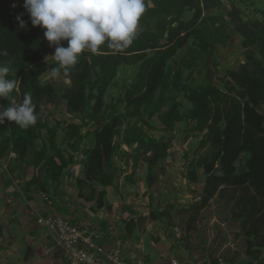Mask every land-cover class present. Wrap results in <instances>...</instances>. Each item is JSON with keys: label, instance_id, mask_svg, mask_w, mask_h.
Segmentation results:
<instances>
[{"label": "trees", "instance_id": "trees-1", "mask_svg": "<svg viewBox=\"0 0 264 264\" xmlns=\"http://www.w3.org/2000/svg\"><path fill=\"white\" fill-rule=\"evenodd\" d=\"M224 1L145 0L147 12L141 18L139 35L132 45L123 50L104 45L96 54L83 53L70 71L62 72L70 80V84L63 85L58 77L43 80L46 73L58 67L56 61L45 57L54 54L55 46L45 39L44 29L32 26L23 7L24 0L17 7L10 5V0H0V52L8 53L0 55V63L10 68L8 79L16 80L18 85L10 99L20 103L24 94L30 93L38 116L36 125L27 129L10 121L0 125V157L16 152L17 158L27 162L33 150L34 166L49 174L57 192L64 170L77 163L76 153L86 140L88 159L85 176L77 178L78 196L99 209H111L106 204V187L114 184L120 172L114 165L119 146L135 145L131 153L128 151L133 171L130 173L128 168L127 177L134 180L139 162L145 161L147 185L153 187L159 179L154 167L169 155L170 139L174 136L158 139L150 132L159 129L174 133L176 124L186 120L190 136L204 134L194 156L187 161V180L196 184L200 170L205 174L200 198L180 209L192 213L187 230L212 199L223 198L231 190L227 204L233 202L232 218L240 221L250 257L238 264H264V19L248 20L254 33L243 40L245 62L237 69H228L220 78L221 86L213 80L209 63L216 44H226L231 35L220 24L224 17L207 11L222 6ZM232 3L237 6L236 0ZM187 12L192 15L186 18ZM21 14L27 22L23 29L16 20ZM229 14L233 16V9ZM62 43L68 46L67 41ZM182 49L184 57L178 60ZM214 64L217 66L218 62L214 60ZM122 65H139L136 79L124 84L123 94L108 104L106 93L110 85L119 84L116 77ZM186 69L189 73L184 81ZM198 69L204 70V80L192 85L193 73ZM218 72L216 69L215 73ZM181 93L192 104L187 111L182 109L183 100L178 99ZM60 99L81 117L79 123L72 121L63 127V121L57 120L50 124L51 113L44 104H55ZM0 104L7 106L9 101L0 99ZM122 104L123 112L119 107ZM154 117L163 124L161 127L152 123ZM94 126L96 129L91 130ZM44 130L48 133L46 141L40 148H34ZM61 130L65 131L71 148L67 155L58 145ZM26 185L50 192L36 174ZM158 210H151L155 220L170 214L168 210ZM137 222L134 218L127 221L129 231ZM224 262L237 264V258H225Z\"/></svg>", "mask_w": 264, "mask_h": 264}, {"label": "rangeland", "instance_id": "rangeland-1", "mask_svg": "<svg viewBox=\"0 0 264 264\" xmlns=\"http://www.w3.org/2000/svg\"><path fill=\"white\" fill-rule=\"evenodd\" d=\"M236 3L237 7L243 10L242 16L245 20L256 18L264 19V14L262 13L264 9V0H248L245 2L236 0ZM10 5L17 7L20 5V0H10ZM233 6L232 0H225L222 6L207 11V14H221L224 18L221 20L220 24H223L226 33L231 35V37L226 38V44L222 42H218L216 44L214 55L211 57L209 63L211 70L213 71V80L221 86H223V83L220 78L222 79L226 75L227 70L231 68L237 69L245 62L246 48L243 45L244 38L238 31L235 30L236 23L233 20V16L229 14V11L233 8ZM191 15L192 12H187L185 17L187 18ZM222 38H224V36H222ZM192 41H194L193 38L191 42ZM51 55L53 54L48 53L45 56L46 59L51 62L55 61ZM214 60L218 62L217 66L214 64ZM138 68L139 65H122L120 67L118 76L116 77L119 84L110 85L105 96V100L108 104L115 101L123 94L124 84H131L136 79ZM216 69L219 70L218 73H215ZM188 73L189 69H186L183 78L184 81H187ZM204 77L205 73L203 69L196 70L193 73L194 80L191 82L192 85L200 83L204 80ZM53 79L54 78H52L49 73H46L45 76H43L44 81H51ZM58 79L59 82H63V85L70 84V80L62 75L60 78L58 76ZM178 99L183 100L184 102L182 108L183 111H187L188 108L191 107V102L185 100L182 93L178 95ZM44 106L47 112L51 113L49 118L51 124H55L57 120H60L63 121L64 127L68 122L74 121L79 123L81 121L80 116L67 108L64 100L60 99L55 104L45 103ZM119 107L122 112L125 111L123 104ZM151 121L158 127L163 125L157 120V117L151 118ZM189 126V122L184 120L176 124L174 133H167L159 129L151 130L150 133L158 139H170L174 136V139H170L169 155L154 167L155 172L159 174V179L153 187H149L146 181L148 175V165L145 161H141L140 164H142V166L139 171L137 170L138 176L136 182L132 184L130 192L127 191V196L131 197H138L142 194L146 204L150 200L149 205L156 211H159L158 209L161 208V210H168L170 214L165 215L162 219L155 220L150 215V212L146 219L139 220L141 228L137 225L132 227V231H129L127 227V220L113 217L112 214H110L111 212L107 211L108 209H99L94 203H91V208L85 206L83 210L77 209L75 212L67 205L61 206L59 204L57 213L68 217L72 222H80L82 219H89L92 224L87 223V225L93 227L94 230L102 235L108 234V237L114 235L116 240L124 239V246L126 247L127 252L131 253L132 247L139 243L141 246H139V244L137 245L138 253H140L141 256L149 262H153L162 256H180L184 258H191V260H200V262L205 259L212 262V256L220 259L221 263H224L225 258L236 257L237 264L241 259H250L247 255V240L241 232L240 221L232 218L233 202L231 204H227L232 192L231 190H229L223 198L215 197L212 199L208 206L203 208L198 214L196 222L193 224L192 228L187 230V224L192 213L191 211L183 212L180 209L191 205L193 201L200 198L205 180L203 170H200L199 182L196 184L189 182L186 177L187 161L194 156V149L198 146L200 139L204 135L203 133H198L194 136H190L191 132H188L190 131ZM145 128L148 129L146 126ZM85 130L86 129H84V131ZM187 133H189L188 138H186ZM44 137H48L46 130L43 131L42 138L36 142L34 148H40L42 146L43 142L46 141ZM80 144H82V142ZM58 145L65 151H69V149H71L64 130L59 132ZM87 146L88 145L86 143L85 145L83 144V153L87 152ZM134 148L135 145H133L132 148L120 145L117 155L120 152L130 151L131 153ZM31 153L32 150H30V155ZM185 153L188 154V157L185 156ZM117 155L114 161L115 165H117V162L120 163L117 161ZM27 161L29 162L28 159ZM28 162L22 161L20 158H13L9 164L10 168L13 170L15 166L17 167V164L26 163L27 165H25L24 169L26 170L25 175H27V173L30 172V167H35L33 163H31L30 167H28ZM73 169L75 171L76 168ZM123 170L126 171V169ZM38 171L43 182L49 180V174H47L46 171ZM36 172L37 171H35V174ZM25 175H21V178L26 179ZM146 187L149 189L146 190ZM40 195L42 196V194ZM149 197H151V199ZM34 199L38 203L39 198L35 197ZM130 201L131 200H129V203ZM132 201H135L136 203V200ZM94 212L95 214H93ZM44 214L48 215L50 213L44 212ZM98 214H103V217L105 218L103 220L100 219ZM35 215L38 217L36 212L33 215L34 218ZM141 230L145 233H143V231L141 232ZM31 233L32 234L29 238H24V242L29 245L25 257L30 252L32 247L34 251H38V253L31 255L32 259L29 262H26L24 258L22 261L24 264H46L47 261L50 260V257L46 254L43 244L45 242L44 240L48 238L49 230L45 226L37 225L34 229L32 228ZM104 236L106 237L107 235ZM149 236H151L153 240L157 238V240L164 241L165 243H169L170 240L173 241L170 248L171 251H165L163 253V251H161L158 247L160 245L158 243L154 244ZM30 238L34 239V241L29 240ZM140 238H143L142 242ZM19 241L20 239L17 240V243ZM98 241L103 245L110 242L108 238L104 240L98 239ZM52 244L56 247L54 240L52 241ZM1 249L5 250V247L2 244H0V250ZM55 249L56 250H52L51 252L57 253L59 251V248ZM57 255H59V253H57ZM60 257L62 263L60 261L59 263L67 264L65 259L62 256ZM14 259H16L15 256Z\"/></svg>", "mask_w": 264, "mask_h": 264}, {"label": "crops", "instance_id": "crops-1", "mask_svg": "<svg viewBox=\"0 0 264 264\" xmlns=\"http://www.w3.org/2000/svg\"><path fill=\"white\" fill-rule=\"evenodd\" d=\"M50 122V121H49ZM51 124V123H50ZM53 125V124H51ZM45 140L47 137H44ZM88 144V142L85 140L82 142V146H80L79 152L76 153L77 155V163L75 166L68 167L64 170L63 177H62V184L60 185L57 192L54 190V184L48 180L43 182L44 185L50 189V192L42 191L38 189L37 186L28 187L26 185L25 181L30 180L34 174L35 171L36 175H39L40 168L39 167H30V164L33 163L34 165V157H33V150L32 153L28 156V167H30V172L25 175L26 170L24 169L26 163H20L17 164V167L12 170L10 168L11 161L13 160V157L11 155V152L3 157H0V244H2L5 241V234L9 236L11 239L8 246H4L5 250H0V264H24L22 259L26 260V262H29L32 257L31 255H35L38 253V251H34L33 247L30 249V252L25 257V254L27 253V250L29 248V245L24 242V238H29V236L32 234V228L34 229L37 225L44 226L40 224L37 220L38 217H33L34 213L38 214L39 212H49L50 214H59L57 213V209L59 208L58 205H67L71 208L72 211H76L77 209L83 210L85 206L88 208H91V203L88 202L85 199L78 196V189H77V178L78 177H84L85 176V169H86V160L88 159V154L83 153V144ZM125 146V145H124ZM65 151V150H64ZM67 155V151H65ZM131 154L127 152H120L117 155V167H119L120 172L116 176L114 180V184L107 186V199L106 204L111 205L112 208L108 209L107 207L103 208L104 210H107L111 212L113 217H117L119 219H125L129 220L131 218H134L135 221H138V226H140L139 220L142 216H147L152 209H154L152 206H150V200L146 204L144 201L142 194L138 197H131L127 196L128 192L131 190L132 184L136 182L137 179V172L135 175L134 180L127 177V169L129 168V172L131 173L133 171L131 163L133 162ZM17 158V157H16ZM141 162V161H140ZM139 162V168L137 170L139 171L142 164ZM143 162V161H142ZM21 167V168H19ZM75 167V171H72V168ZM126 169L124 171L123 169ZM32 169V170H31ZM21 175H25L26 179H22ZM40 176V175H39ZM149 189L146 187V190ZM145 190V189H144ZM145 192V191H144ZM46 193V194H45ZM42 194V196L40 195ZM49 195L48 197L50 199H46L45 195ZM150 196V193H149ZM35 197L39 198L38 203L35 201ZM151 199V197H149ZM129 200L130 203H129ZM132 200H136L132 201ZM132 207V208H131ZM145 210V211H144ZM149 210V211H148ZM144 211V212H143ZM91 213V210H90ZM95 214V212L93 213ZM97 214V213H96ZM100 219H104L103 214H98ZM91 218V217H90ZM93 219V218H92ZM80 223H89L92 224V222L88 220H80ZM46 227V226H45ZM112 228V227H111ZM141 228V226H140ZM143 230H141L142 232ZM143 233H145L143 231ZM142 233V234H143ZM104 235H107L106 237ZM142 237V236H140ZM108 238L110 242L107 245L115 244L119 241L122 242L124 245V239L116 240L114 235H111L108 237V234H101L100 233V239L104 240ZM151 238V236H149ZM20 239V241L17 243V240ZM152 239V242L158 243L160 246H158L163 253L165 251L170 252V248L172 246L173 241H169V243H165L164 241L155 240ZM29 240H33L30 238ZM141 242L143 238H140ZM43 247L45 249L46 254L50 257V260L47 261L46 264H60L59 261H61L62 256L65 261L66 258L64 256L63 250L56 245L52 244V236L49 232L48 238L44 240ZM139 244V243H138ZM137 244V245H138ZM157 244V245H158ZM137 245L133 246L131 249V253L127 252L126 247L124 246V250L127 256H141L140 253H138ZM139 246H141L139 244ZM138 246V247H139ZM55 248H59V255L55 252H51L52 250H56ZM50 250V253H49ZM14 256L16 259H14ZM55 257V258H54ZM17 261V262H16ZM212 261V260H211ZM67 262V261H66ZM65 262V263H66ZM198 264H225L220 262H210L208 260L201 261L197 260Z\"/></svg>", "mask_w": 264, "mask_h": 264}, {"label": "clouds", "instance_id": "clouds-1", "mask_svg": "<svg viewBox=\"0 0 264 264\" xmlns=\"http://www.w3.org/2000/svg\"><path fill=\"white\" fill-rule=\"evenodd\" d=\"M23 7L32 26L44 29L45 39L55 46L51 56L58 67L50 73L54 79L70 71L85 52L96 54L104 45L120 50L132 45L147 12L145 0H24ZM22 15L16 17L21 29L27 26ZM9 72L10 68L0 63V99L9 101L7 106L0 104V125L10 121L22 129L35 126L38 116L31 94L25 93L20 103L10 99L18 85L8 79Z\"/></svg>", "mask_w": 264, "mask_h": 264}, {"label": "built area", "instance_id": "built-area-1", "mask_svg": "<svg viewBox=\"0 0 264 264\" xmlns=\"http://www.w3.org/2000/svg\"><path fill=\"white\" fill-rule=\"evenodd\" d=\"M11 155L17 157L16 152ZM37 220L48 228L55 244L63 250L67 264H198L194 259L180 256H162L153 262L143 256H127L121 241L103 245L98 241L100 233L93 227L59 214L45 215L38 211Z\"/></svg>", "mask_w": 264, "mask_h": 264}, {"label": "water", "instance_id": "water-1", "mask_svg": "<svg viewBox=\"0 0 264 264\" xmlns=\"http://www.w3.org/2000/svg\"><path fill=\"white\" fill-rule=\"evenodd\" d=\"M233 20L236 23L237 31L243 36L244 39H249L254 33V29L249 26V21L245 20L241 14V10L237 6H233ZM185 54V49H182L178 55V60H182ZM61 75H59L60 78ZM96 126L92 127L91 130H95ZM11 239L5 234V241L2 243L4 246H8ZM28 258V256H27Z\"/></svg>", "mask_w": 264, "mask_h": 264}]
</instances>
